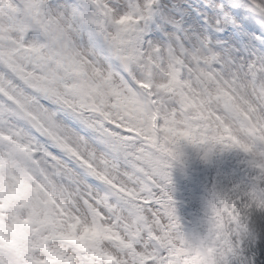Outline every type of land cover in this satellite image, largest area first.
<instances>
[{
  "label": "rangeland",
  "instance_id": "obj_1",
  "mask_svg": "<svg viewBox=\"0 0 264 264\" xmlns=\"http://www.w3.org/2000/svg\"><path fill=\"white\" fill-rule=\"evenodd\" d=\"M29 1L34 11L39 12L45 17L49 29L53 31L57 40H60V29L65 27L72 35L73 40L81 46L79 30L74 23L70 7L64 0ZM133 1L136 0H102V4L106 9H108V4H112L111 7L113 12H110V21L108 22L110 28L113 29V27H115L116 21L119 20L120 15H123V18L125 16L128 17L132 9ZM137 1L143 8L145 0ZM255 1L264 8V0ZM3 3L4 0H0V6ZM208 4L210 5L209 8H205ZM219 6V0H159L157 2L159 20L157 21L162 31L170 39L171 50L166 49V44L158 35L155 37L153 29L148 26L146 22L140 23L138 26L124 23L120 29H116V35L117 38L123 37L126 41V37L132 29H136L141 33L139 44L133 50L134 57L141 53V55L158 70L159 75L157 78L159 81L155 83V85H159L162 88H164L169 81L171 58L179 60L184 70L182 85L187 89L189 95L196 104V110L207 120L212 134L222 139L223 132L225 130L230 131L240 142L242 147H244L249 158L259 159L256 146L251 144V135L247 133L245 124L239 121V118H242L247 111L248 113H253L254 109L252 111L247 110L246 107L241 104V101H238V98L235 102L231 99L227 101L225 94L229 91L228 89L231 86L234 87L232 97H236L237 94L240 96L242 93L246 94V90L251 94H257L256 92L259 89L264 91V73L260 76H255L253 73L249 74L245 72L243 68L245 65L250 66L252 64L250 59L258 58V56L250 53L248 56L250 59L241 60L243 57L240 56V53L247 52L248 38L245 39L242 32L237 27H240L248 36V21L242 17L237 18L232 15L218 20V12L216 11ZM207 12L209 14H206ZM196 13H200L202 19L207 18L212 25H220V28L226 35L223 38H215L216 36L213 37L209 31L208 33L205 32ZM2 16L3 12L0 10V22L3 19ZM4 22L6 21L4 20ZM233 25H236L237 29H231V27H234ZM19 28L20 25L13 21H10L9 25L6 27V32L12 37L15 36L14 42L7 52L9 61L14 66L17 65L20 70L25 71V62L22 55L30 54L34 58L37 67H39V77L45 79L50 84L49 89L52 96L67 98L62 87L64 80L59 75L58 71L54 69L53 63L47 61L34 47H31L30 51L27 53H20L17 51ZM142 28H144V31H142ZM130 36L135 40L138 38V33H130ZM249 38L250 44H252V35ZM156 55L160 57V60L157 59ZM196 55L201 56V58H196ZM69 60L72 61L70 57ZM197 60H199V62L195 63ZM197 65H202L203 70H196L195 67ZM44 66H46V68H44ZM135 70L141 76L145 77V71L143 69H139L136 65ZM206 71L209 73L207 77L212 80L211 83L207 81V83H204ZM251 76L254 78H251ZM90 78L95 88L96 82L100 83V81L103 80L107 88L116 89L114 79L101 67L97 74L96 71L91 72ZM219 81L223 83V89L218 86L220 85ZM169 88L167 87V89ZM162 96L164 98L163 102L160 103L162 125L165 128L176 127L178 130L183 129L182 117L176 112V102L169 97L168 93H164ZM229 96H231L230 92ZM20 97L27 102L28 106H34L26 97ZM244 98L247 99L248 95L246 94ZM103 101L102 104L105 108H114L112 99H109L107 95L103 97ZM261 103L263 107L264 98L261 99ZM226 104H228L232 113L229 114L224 108ZM40 113L42 115V120L51 129L53 135L58 140L69 143L76 154L86 158L90 162L94 161L93 159L98 154V151L95 150L87 140L79 136L75 131L73 135L68 132H60L56 123H53L51 115L44 110H41ZM262 119L264 121V116ZM94 162L96 163V161ZM100 164V168L104 170V163L100 162ZM14 177V184H17L16 178L18 177L22 179L28 178L25 182L34 190V192L28 194L29 196H34L37 201L35 205H31L28 208H31L36 215L40 216L42 214V203L47 199L46 197H51L55 199L59 205L64 207L67 213V217H65L66 220L64 219L63 222L59 223V225L56 226L57 228L59 227L64 233H68L69 230L70 232L74 230H86L89 232L87 216L84 210L77 213L76 208L75 210L66 208L67 206L59 197V194L64 191V178L76 179V177L69 172V168L60 163V161L56 160L55 162H50L49 160H45L44 164L41 165V170H31L27 176H19L18 174L17 177ZM123 182L125 183L124 180ZM82 205L84 206V204ZM157 228L160 230L159 232L162 233L164 239L169 240L172 238L171 233L167 229L163 230L158 225ZM61 248L60 246L56 247L58 251ZM35 255L39 258L43 257L39 252H36ZM119 260L121 264H130L131 262L130 259L123 258V256ZM5 263L6 261L4 258L0 256V264Z\"/></svg>",
  "mask_w": 264,
  "mask_h": 264
},
{
  "label": "trees",
  "instance_id": "obj_2",
  "mask_svg": "<svg viewBox=\"0 0 264 264\" xmlns=\"http://www.w3.org/2000/svg\"><path fill=\"white\" fill-rule=\"evenodd\" d=\"M260 233V237H261V242H262V246L259 248V255L258 257H253L252 258V263L251 264H264V225L263 228L261 230Z\"/></svg>",
  "mask_w": 264,
  "mask_h": 264
}]
</instances>
